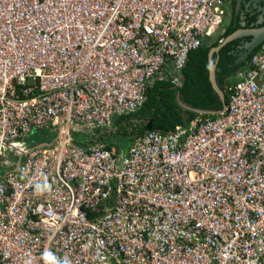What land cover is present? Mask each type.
Here are the masks:
<instances>
[{
    "label": "built area",
    "instance_id": "obj_1",
    "mask_svg": "<svg viewBox=\"0 0 264 264\" xmlns=\"http://www.w3.org/2000/svg\"><path fill=\"white\" fill-rule=\"evenodd\" d=\"M231 2L0 0V264H264V43L213 120L124 155L71 138L180 88Z\"/></svg>",
    "mask_w": 264,
    "mask_h": 264
},
{
    "label": "trees",
    "instance_id": "obj_2",
    "mask_svg": "<svg viewBox=\"0 0 264 264\" xmlns=\"http://www.w3.org/2000/svg\"><path fill=\"white\" fill-rule=\"evenodd\" d=\"M234 3L235 0H232L231 6H229L231 15L222 27V33L217 38L204 42L197 50L188 54L187 62L182 71L183 83L180 88L176 89L165 81L152 80L146 89L145 101L135 113L118 117L112 122L109 129L96 131L93 135L77 132L78 136L74 134L75 144L86 147L90 144L89 142L95 140L106 148H111L114 146L110 141L116 137L125 138L130 144L146 132L167 134L173 131L175 127L184 126L198 117L195 114L182 111L177 104V97L197 109L221 110L222 105L219 98L212 90L208 80L207 55L209 51L238 30L255 29L264 25V22L262 24L257 23L259 13L255 9L250 14H244L242 21L239 20V17L232 15ZM249 40L250 38L235 40L213 54L215 82L222 92H224L225 84L233 81L236 74L245 69L251 55L260 48L259 46L254 49L244 62H238L243 53L242 47ZM239 45L240 49L238 50ZM224 97L226 103V96ZM203 118L213 120L216 116H203ZM31 144L39 145L32 142Z\"/></svg>",
    "mask_w": 264,
    "mask_h": 264
},
{
    "label": "water",
    "instance_id": "obj_3",
    "mask_svg": "<svg viewBox=\"0 0 264 264\" xmlns=\"http://www.w3.org/2000/svg\"><path fill=\"white\" fill-rule=\"evenodd\" d=\"M239 2L240 0H237L238 5ZM251 2H252V7L260 14L257 23L262 24L264 22V0H251ZM244 38H250V40L244 43L242 47L243 53L239 57L238 62H244L254 49H256L257 47L261 46L264 43V25L255 29L238 30L234 32L233 34L225 38L223 41H221L216 48L211 49L207 55L208 80L210 82L212 90L219 98V101L222 105L221 110L211 111V110L197 109L192 107L191 105L184 103L179 97H177V104L182 111L192 113L197 116H216L223 111L225 106V97L223 92L218 88L215 82V63H213L212 57L214 53H217L226 44Z\"/></svg>",
    "mask_w": 264,
    "mask_h": 264
},
{
    "label": "rangeland",
    "instance_id": "obj_4",
    "mask_svg": "<svg viewBox=\"0 0 264 264\" xmlns=\"http://www.w3.org/2000/svg\"><path fill=\"white\" fill-rule=\"evenodd\" d=\"M231 6V5H230ZM225 21L223 23V26L226 24L227 20H228V12L225 14ZM222 26V27H223ZM222 27L220 28V30L222 29ZM39 132V131H38ZM38 132H33L30 136L29 139L32 143L34 144H46V143H50L54 140L55 135L53 132L49 131V130H43ZM77 131L72 132L71 134V138L73 139V141H75L74 139V134H76ZM77 135V134H76ZM78 136V135H77ZM113 143V148H115L117 151H120L121 154H125L127 152V150L129 149V142L125 139V138H121V137H116V139H113L112 141H110ZM8 155L6 157V162L8 161ZM0 174H2V169H0Z\"/></svg>",
    "mask_w": 264,
    "mask_h": 264
},
{
    "label": "flooded vegetation",
    "instance_id": "obj_5",
    "mask_svg": "<svg viewBox=\"0 0 264 264\" xmlns=\"http://www.w3.org/2000/svg\"><path fill=\"white\" fill-rule=\"evenodd\" d=\"M253 10H254V8L252 7L251 0H240L239 5L237 4V0H235V3H234L233 8H232V15H234L235 17L236 16L239 17L240 18L239 20L242 21L244 18V14H250V13H252ZM227 12H228V15L230 16L231 13H230L229 8L227 9ZM229 16H228V18H229ZM259 17H260V14H259L258 18ZM239 49H240V45H239L238 50Z\"/></svg>",
    "mask_w": 264,
    "mask_h": 264
},
{
    "label": "crops",
    "instance_id": "obj_6",
    "mask_svg": "<svg viewBox=\"0 0 264 264\" xmlns=\"http://www.w3.org/2000/svg\"><path fill=\"white\" fill-rule=\"evenodd\" d=\"M229 6H230V5H229ZM228 8H229V7H228ZM228 19H229V18H228ZM221 30H222V29H221ZM237 76H238V73L236 74L235 77H237ZM39 145H40V144H39ZM39 145H38V146H39ZM42 145H45V144H42ZM0 169H2V171H3V170H4V167L0 165Z\"/></svg>",
    "mask_w": 264,
    "mask_h": 264
},
{
    "label": "clouds",
    "instance_id": "obj_7",
    "mask_svg": "<svg viewBox=\"0 0 264 264\" xmlns=\"http://www.w3.org/2000/svg\"><path fill=\"white\" fill-rule=\"evenodd\" d=\"M224 94V93H223ZM49 144V143H48ZM48 144H45V145H48ZM40 145H42V144H40ZM130 145V144H129Z\"/></svg>",
    "mask_w": 264,
    "mask_h": 264
}]
</instances>
